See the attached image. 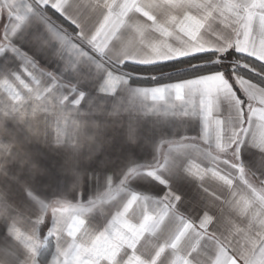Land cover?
<instances>
[{
  "label": "snow or ice",
  "instance_id": "6c2138e0",
  "mask_svg": "<svg viewBox=\"0 0 264 264\" xmlns=\"http://www.w3.org/2000/svg\"><path fill=\"white\" fill-rule=\"evenodd\" d=\"M0 264H264V0H0Z\"/></svg>",
  "mask_w": 264,
  "mask_h": 264
},
{
  "label": "crops",
  "instance_id": "0c3cea01",
  "mask_svg": "<svg viewBox=\"0 0 264 264\" xmlns=\"http://www.w3.org/2000/svg\"><path fill=\"white\" fill-rule=\"evenodd\" d=\"M48 69L47 68H45V71H47Z\"/></svg>",
  "mask_w": 264,
  "mask_h": 264
}]
</instances>
